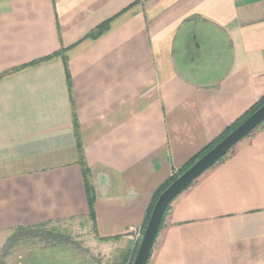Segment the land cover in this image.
<instances>
[{
	"label": "crops",
	"instance_id": "obj_1",
	"mask_svg": "<svg viewBox=\"0 0 264 264\" xmlns=\"http://www.w3.org/2000/svg\"><path fill=\"white\" fill-rule=\"evenodd\" d=\"M263 97L264 0H0V249L78 218L132 249L158 189ZM149 264H264V123L172 202Z\"/></svg>",
	"mask_w": 264,
	"mask_h": 264
},
{
	"label": "rangeland",
	"instance_id": "obj_2",
	"mask_svg": "<svg viewBox=\"0 0 264 264\" xmlns=\"http://www.w3.org/2000/svg\"><path fill=\"white\" fill-rule=\"evenodd\" d=\"M196 44L204 45L202 37H200ZM204 47L205 45L195 60L199 64H204V62L210 59ZM182 55V51L176 53L180 68H183L184 63ZM258 127L248 135L258 129ZM172 202L168 207L171 206ZM168 207L164 213L147 264H149L157 247L158 239L169 210ZM147 225L146 227L143 225V227L133 230L135 243L130 250L104 242L106 239L99 238L92 224L83 218L53 222L25 232H16V234L13 232L0 249V264H134Z\"/></svg>",
	"mask_w": 264,
	"mask_h": 264
},
{
	"label": "water",
	"instance_id": "obj_3",
	"mask_svg": "<svg viewBox=\"0 0 264 264\" xmlns=\"http://www.w3.org/2000/svg\"><path fill=\"white\" fill-rule=\"evenodd\" d=\"M264 122V104L235 128L222 141L198 159L162 192L152 211L134 264H147L152 247L158 234L164 213L172 200L198 179L205 171L224 157L251 131Z\"/></svg>",
	"mask_w": 264,
	"mask_h": 264
},
{
	"label": "trees",
	"instance_id": "obj_4",
	"mask_svg": "<svg viewBox=\"0 0 264 264\" xmlns=\"http://www.w3.org/2000/svg\"><path fill=\"white\" fill-rule=\"evenodd\" d=\"M101 31L103 30L100 29ZM100 31V32H101ZM264 104V97L259 100L253 107H251L240 119H238L234 124L230 125L217 139H215L214 141H212L208 146H206L202 151H200L195 157H193L188 163H186L181 169L175 171L172 176L160 187V189L157 191L153 203L150 206V209L148 211L147 214V218H146V222L144 224V227H146L149 218L151 216L152 210L154 208V205L158 199V197L160 196V194L165 191L168 186L173 183L181 174H183L187 169H189L198 159H200L203 155H205L208 151H210L216 144H218L220 141H222L227 135H229L235 128H237L242 122H244L251 114H253L257 109H259L262 105ZM264 123V122H263ZM262 123V124H263ZM261 124V125H262ZM234 148H232L233 150ZM231 150V151H232ZM230 151V152H231ZM229 152V153H230ZM228 154V153H227ZM226 154V155H227ZM225 155V156H226ZM224 156V157H225ZM224 157H222L219 161H221ZM84 166V176L86 179V184L88 188H91V178H90V171L88 170V168L86 167L85 163H83ZM193 183H191L189 186H187L185 188L188 189ZM90 204H93V199H91L90 197ZM170 208V207H168Z\"/></svg>",
	"mask_w": 264,
	"mask_h": 264
}]
</instances>
